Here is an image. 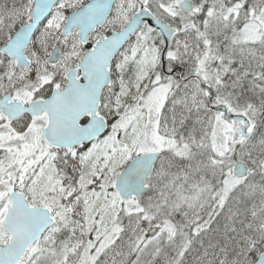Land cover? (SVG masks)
<instances>
[{
	"label": "snow or ice",
	"instance_id": "1",
	"mask_svg": "<svg viewBox=\"0 0 264 264\" xmlns=\"http://www.w3.org/2000/svg\"><path fill=\"white\" fill-rule=\"evenodd\" d=\"M0 264H264V0H0Z\"/></svg>",
	"mask_w": 264,
	"mask_h": 264
}]
</instances>
